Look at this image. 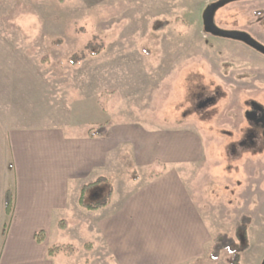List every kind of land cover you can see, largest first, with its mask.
<instances>
[{"label":"rangeland","instance_id":"1","mask_svg":"<svg viewBox=\"0 0 264 264\" xmlns=\"http://www.w3.org/2000/svg\"><path fill=\"white\" fill-rule=\"evenodd\" d=\"M219 1L0 0V201L15 184L13 130L55 129L83 138L107 121L190 129L202 139L201 154L178 168L181 176L214 236L235 237L241 216L251 217L241 264H263L264 140L256 144L261 135L246 103L264 115V55L205 31L204 13ZM214 22L264 45V0H233L215 12ZM116 153L89 180L100 182L87 189L86 203L108 201L110 192L117 201L126 184L168 168L137 167L127 144ZM70 186L78 197V184ZM62 215L72 227L63 233L60 220L53 236L76 254L58 261L105 262L103 245L97 253L89 243L87 221L71 211ZM8 217L5 224L0 217V249ZM210 252L196 264H231L229 253L212 261Z\"/></svg>","mask_w":264,"mask_h":264},{"label":"crops","instance_id":"2","mask_svg":"<svg viewBox=\"0 0 264 264\" xmlns=\"http://www.w3.org/2000/svg\"><path fill=\"white\" fill-rule=\"evenodd\" d=\"M9 142L15 184L0 201L4 224L9 189L14 207L6 237L2 232L0 264H88L69 258L58 261V256H69L64 252L48 255L60 242L53 236L59 221L67 224L63 233L72 227L65 215L60 218L69 211L72 218L89 224L93 251L100 253L103 245L101 251L109 257L102 264H196L211 251L216 235L178 169L199 159L202 139L198 132L117 123L105 138L68 137L55 129H23L11 131ZM126 144L131 146L137 167L152 169L163 164L167 170L126 184L117 201L113 192L107 207L97 211L82 208L83 186L92 184L89 180L116 159L117 148ZM73 183L78 184V197L70 194ZM39 231L47 234L41 244L35 238Z\"/></svg>","mask_w":264,"mask_h":264},{"label":"trees","instance_id":"3","mask_svg":"<svg viewBox=\"0 0 264 264\" xmlns=\"http://www.w3.org/2000/svg\"><path fill=\"white\" fill-rule=\"evenodd\" d=\"M59 4H64L68 0H56ZM166 24H163V27ZM160 28V27H159ZM158 28V29H159ZM162 28V27H161ZM74 64L73 60L71 61ZM114 123L111 121H107L104 124H100L95 128H91L86 132L87 138H105ZM100 181H97L93 184H88L83 186L81 191V197L79 200V204L82 208L88 211H97L109 205V202L112 198L113 192L109 193V200L105 202H98V203H86L85 202V194L88 188L92 187L93 185H97ZM14 207V196L13 192L9 189L5 195V210L7 216H11ZM251 217L249 216H241L239 220V225L236 228L235 237H230L227 234H217L213 241V246L210 252V259L212 261L219 260L221 254L223 252H227L231 255V264H241L242 255L249 250V242H248V229L251 225ZM59 227L66 229L67 224L65 221H61L59 223ZM8 226H4L3 236L6 237ZM46 232L39 231L36 233L35 238L39 244L43 243L46 239ZM68 253L69 255H75L76 251L72 246H54L48 250V255L50 257L55 256L58 253Z\"/></svg>","mask_w":264,"mask_h":264},{"label":"water","instance_id":"4","mask_svg":"<svg viewBox=\"0 0 264 264\" xmlns=\"http://www.w3.org/2000/svg\"><path fill=\"white\" fill-rule=\"evenodd\" d=\"M233 0H221L217 3L212 4L209 6L205 13H204V25H205V31L208 34H211L216 37H222L227 39L236 40L239 42H242L246 44L247 46L255 49L256 51L262 53L264 55V45L257 42L255 39H253L248 33L242 32V31H229V30H223L216 26L214 22V15L215 12L225 4L231 2ZM264 264V262H263Z\"/></svg>","mask_w":264,"mask_h":264},{"label":"flooded vegetation","instance_id":"5","mask_svg":"<svg viewBox=\"0 0 264 264\" xmlns=\"http://www.w3.org/2000/svg\"><path fill=\"white\" fill-rule=\"evenodd\" d=\"M245 33H247V32H245ZM258 42H260V41H258ZM209 101H210V99L205 100V102L198 104V107L200 108V107H203V106L209 104ZM246 104H247V106H250V109L248 110V112H246V116H247L248 120H250L251 123L256 126V129H259V133L261 136H258L259 140L258 139L257 140L259 142H262L264 140V135L261 132V127H264V115H263V112L261 111V109H263V108H260L259 105H257L256 103H253V102H247ZM257 142H256V144H257Z\"/></svg>","mask_w":264,"mask_h":264},{"label":"clouds","instance_id":"6","mask_svg":"<svg viewBox=\"0 0 264 264\" xmlns=\"http://www.w3.org/2000/svg\"><path fill=\"white\" fill-rule=\"evenodd\" d=\"M257 144H258V146H261L259 141L257 142Z\"/></svg>","mask_w":264,"mask_h":264}]
</instances>
